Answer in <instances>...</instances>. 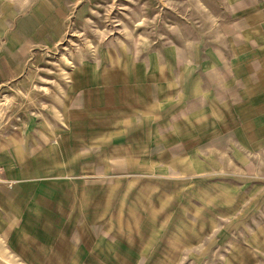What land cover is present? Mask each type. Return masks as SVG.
Segmentation results:
<instances>
[{
    "label": "rangeland",
    "instance_id": "obj_1",
    "mask_svg": "<svg viewBox=\"0 0 264 264\" xmlns=\"http://www.w3.org/2000/svg\"><path fill=\"white\" fill-rule=\"evenodd\" d=\"M69 1L0 89V264H264V0Z\"/></svg>",
    "mask_w": 264,
    "mask_h": 264
},
{
    "label": "crops",
    "instance_id": "obj_2",
    "mask_svg": "<svg viewBox=\"0 0 264 264\" xmlns=\"http://www.w3.org/2000/svg\"><path fill=\"white\" fill-rule=\"evenodd\" d=\"M69 6V0H0V89L7 84L26 79L36 54L56 46L63 40ZM51 136L42 134L37 137L46 143V149L49 145L53 150ZM10 143L15 147L13 137L0 138V175L7 171L4 167V154L9 160L7 164L16 165L11 160L15 159L16 150H8ZM29 148V142L26 140L25 149ZM63 149L69 150L70 147ZM16 157L25 159L28 156L17 154ZM7 169H10L9 166Z\"/></svg>",
    "mask_w": 264,
    "mask_h": 264
}]
</instances>
